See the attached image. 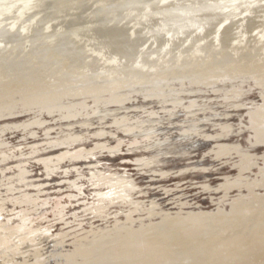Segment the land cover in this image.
Masks as SVG:
<instances>
[{"label":"bare ground","instance_id":"6f19581e","mask_svg":"<svg viewBox=\"0 0 264 264\" xmlns=\"http://www.w3.org/2000/svg\"><path fill=\"white\" fill-rule=\"evenodd\" d=\"M0 264H264V0H0Z\"/></svg>","mask_w":264,"mask_h":264}]
</instances>
